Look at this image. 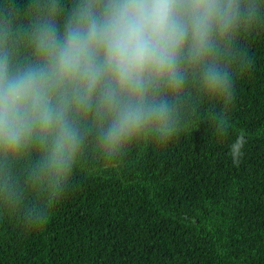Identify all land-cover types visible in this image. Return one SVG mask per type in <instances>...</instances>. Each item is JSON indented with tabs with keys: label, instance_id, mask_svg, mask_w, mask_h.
<instances>
[{
	"label": "clouds",
	"instance_id": "1",
	"mask_svg": "<svg viewBox=\"0 0 264 264\" xmlns=\"http://www.w3.org/2000/svg\"><path fill=\"white\" fill-rule=\"evenodd\" d=\"M261 36L264 0H0V219L37 228L85 169L224 137Z\"/></svg>",
	"mask_w": 264,
	"mask_h": 264
},
{
	"label": "trees",
	"instance_id": "2",
	"mask_svg": "<svg viewBox=\"0 0 264 264\" xmlns=\"http://www.w3.org/2000/svg\"><path fill=\"white\" fill-rule=\"evenodd\" d=\"M249 53L224 137L198 125L77 173L39 227L0 219V264H264V36Z\"/></svg>",
	"mask_w": 264,
	"mask_h": 264
}]
</instances>
